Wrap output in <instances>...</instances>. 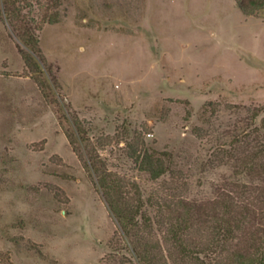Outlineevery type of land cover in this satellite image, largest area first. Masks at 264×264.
Instances as JSON below:
<instances>
[{"label":"rangeland","instance_id":"374dc122","mask_svg":"<svg viewBox=\"0 0 264 264\" xmlns=\"http://www.w3.org/2000/svg\"><path fill=\"white\" fill-rule=\"evenodd\" d=\"M12 2L0 0V264L260 259L264 176L242 160L264 166V12L246 17L234 0ZM21 19L40 70L19 52ZM97 172L141 207L130 234Z\"/></svg>","mask_w":264,"mask_h":264},{"label":"trees","instance_id":"16d2710c","mask_svg":"<svg viewBox=\"0 0 264 264\" xmlns=\"http://www.w3.org/2000/svg\"><path fill=\"white\" fill-rule=\"evenodd\" d=\"M4 4L9 2L11 3V0H1ZM14 3V0H12ZM236 3L237 8L240 10V12L246 16L251 17L255 16L258 12H264V0H234ZM14 12L8 13L6 9V14L9 15L7 18H15L19 19L23 17L20 13L13 14ZM22 23H24L23 26H20L12 23L13 30L16 32V36L18 39L23 43L26 51L19 49V52L22 56V59L24 60V63L26 65H29L30 63L33 64L37 69L40 70V66L37 63V59H39L40 50H39V41L36 37L34 31H32V28L28 26L27 23H25V20L21 19ZM259 153H263V151H259ZM259 155L256 153L255 157ZM256 160V159H255ZM242 166L244 168V171L246 174H252L256 170L264 176V166L262 164H259L257 162H254V159H252V156H245L242 160ZM97 179L96 184L100 189L102 190L103 196L106 199V202L108 204L110 212L118 219V223L120 225V230L124 234H130L133 227L137 224L134 222L135 218L140 214L141 207L136 206L133 207L128 202L126 192L123 191V186L118 184L115 179H110V175L108 173H100L97 172ZM257 173V172H255ZM120 200L123 201L122 204L120 203ZM262 201V200H261ZM242 219V220H241ZM246 221V215L242 214V217L240 220H238L237 226H239V223H243ZM227 232L229 234H232L234 232L233 228H231L230 224L227 226ZM256 249L264 250V240H260L258 243V246ZM262 252V256L260 259L254 258L249 260L248 262L242 261L239 264H262L264 263V251ZM139 253V252H138Z\"/></svg>","mask_w":264,"mask_h":264}]
</instances>
